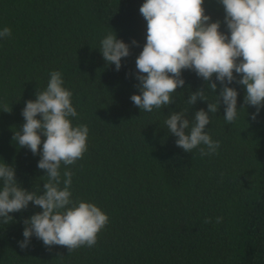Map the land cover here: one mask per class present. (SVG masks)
Wrapping results in <instances>:
<instances>
[{
    "label": "trees",
    "instance_id": "obj_1",
    "mask_svg": "<svg viewBox=\"0 0 264 264\" xmlns=\"http://www.w3.org/2000/svg\"><path fill=\"white\" fill-rule=\"evenodd\" d=\"M143 3L0 0V31L11 29L10 37H0V163L15 166L24 189L43 191L41 154L18 147L12 137L25 122L26 102L46 88L52 71H60L78 114L70 119L89 129L83 157L61 164V174L66 168L73 173L74 201L95 203L109 218L92 247L69 253L33 235L21 249L23 221L42 211L29 202L10 213L8 223L0 219V264H264V107L252 120L256 108L244 105L246 87L234 80L229 86L238 92L237 119L225 121L221 99L205 129L220 141L217 152L201 157L199 148L186 153L178 147L165 124L168 116L183 111L191 125L195 111L217 101L221 83L213 77L212 93L202 77L185 69L173 104L152 112L134 105L136 58L147 35ZM204 7L210 22L219 20L220 30L229 32L220 0H204ZM109 32L129 45L119 71L99 50ZM201 87L209 101L190 105L189 96Z\"/></svg>",
    "mask_w": 264,
    "mask_h": 264
},
{
    "label": "clouds",
    "instance_id": "obj_2",
    "mask_svg": "<svg viewBox=\"0 0 264 264\" xmlns=\"http://www.w3.org/2000/svg\"><path fill=\"white\" fill-rule=\"evenodd\" d=\"M220 3L229 32L220 30L219 20L210 22L204 0H144L139 9L147 21V35L136 58L139 94L130 97L135 106L152 112L173 104L171 94L184 86L185 69L202 77L212 93L217 89L213 77L221 83L217 101L209 102L207 111H195L191 125L183 111L171 112L165 121L167 130L177 137L176 145L186 153L199 148L201 157L215 154L220 146V141L213 140L205 129L210 123L209 113L218 111L221 99L225 121L231 124L237 119L238 92L229 86L234 80L246 87L244 105L256 108L252 120L264 107V0ZM10 36L9 27L0 31V37ZM99 50L108 64H115L117 71L121 58L130 54L129 45L118 39L115 32L103 37ZM63 83L60 71L50 73L46 88L37 91L35 100L26 102L22 109L25 122L12 137L18 147H27L33 155L41 154L37 166L46 170L47 176L43 191L38 194L24 189L15 178V166L0 163V219L8 223L13 218L9 214L27 209L29 202L42 209L23 221L24 240L18 242L21 249L28 247L33 235L45 246H66L69 253L81 246L92 247L108 223V215L95 203L72 199V171L66 168L61 174V164L73 165L83 157L89 133L87 125H73L70 118L78 114L72 104V92ZM206 92L209 91L198 88L191 93L188 103L209 101ZM42 135L46 138L41 150ZM220 221L217 217L216 222ZM210 222L205 219V223Z\"/></svg>",
    "mask_w": 264,
    "mask_h": 264
}]
</instances>
